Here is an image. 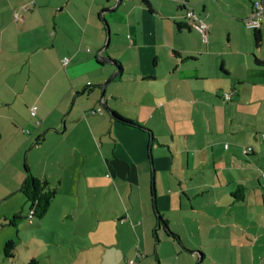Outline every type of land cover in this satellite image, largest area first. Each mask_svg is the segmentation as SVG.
<instances>
[{
    "label": "crops",
    "instance_id": "obj_1",
    "mask_svg": "<svg viewBox=\"0 0 264 264\" xmlns=\"http://www.w3.org/2000/svg\"><path fill=\"white\" fill-rule=\"evenodd\" d=\"M255 1L264 3L122 0L125 11L111 16L108 12L115 9H105L116 0H0V175L9 170L0 201L19 191L24 164L34 176L50 183L58 179L56 185H61L66 161L98 159L109 170L103 176L108 191L120 203L117 209L93 211L86 223L82 219L83 233L104 226L119 232L117 241L116 230L110 232L115 240L109 246L116 247L117 255L108 264H128L130 259L151 264L147 257L161 256L158 243L172 240L157 232L156 241L153 234L155 216L148 197L154 164L157 208L183 242L171 241L176 264H264V178L258 173L264 169V138L239 127L237 111L250 104L243 102L244 87L264 84V65H256L251 56L264 57V24L256 29L259 47L255 29L250 32L244 24ZM189 9L208 25L206 41L189 25ZM106 24L111 48L105 59L121 60L122 72L120 84L105 88L102 101L148 127L151 149L149 132L116 121L102 106L93 113L101 105L98 90L116 70L98 58L109 45L104 48ZM232 24L246 35L243 47L239 35L234 34L237 45L227 30ZM66 55L71 56L63 65ZM86 85H91L88 92ZM229 90L231 100L224 101L223 92ZM49 138L57 139L64 151L54 158L41 156L35 166L33 149ZM247 145L254 151L242 156L240 147ZM243 157L249 158L244 162ZM255 167L254 178L246 176ZM87 181L90 191L100 187L97 179ZM239 188L242 198L234 195ZM109 192L105 202L111 200ZM97 197L89 194V199ZM53 199L46 217L64 222L71 213ZM16 203L0 214V264H17L3 254L5 242L15 237L6 221L28 204L19 197ZM93 243L105 247L101 240Z\"/></svg>",
    "mask_w": 264,
    "mask_h": 264
},
{
    "label": "rangeland",
    "instance_id": "obj_2",
    "mask_svg": "<svg viewBox=\"0 0 264 264\" xmlns=\"http://www.w3.org/2000/svg\"><path fill=\"white\" fill-rule=\"evenodd\" d=\"M106 9H110V7ZM123 9L125 11L126 7H123V5L120 3L119 6L113 12H108V15L112 16L114 15V13L121 15ZM107 23L109 25L108 21ZM242 26L244 27V25ZM228 28H230V30L232 31L231 37L233 39V42L237 43V45L240 44L238 43L234 35V34H238L239 39L241 41L240 45H242L243 47V45L246 44L244 43V40L246 38L244 31L241 30L239 27H237V25H233V24L227 25V30ZM247 30L253 32V29L248 28ZM226 39H227V33L224 36L225 41ZM110 43H111V29H110ZM110 43L105 51V55H102L104 58H106L107 54H109L111 48ZM108 56L111 59H113L110 55ZM36 60L38 59L36 58ZM123 60H124L123 62H125V64L127 65L129 59H126V57L123 55ZM119 61L121 62V60ZM106 63L107 64H105L104 67H109L108 65H112L115 67V65L112 64L111 62H106ZM126 73L127 70L126 71L124 70V72L122 73L123 76L126 77ZM111 74L108 75L105 80H107L111 76ZM32 79H34V76L32 77ZM120 79L121 77L116 75V77H114L107 84L106 88L108 87L109 90L112 87H115L114 85H119ZM37 83H38L37 86L39 87V80H37ZM98 92H99L98 96L100 98L102 94V90L100 91L98 90ZM226 92H230V90ZM119 93H121V89ZM242 99L243 102L250 101V104L243 105L237 108V111H239L241 115V123L239 124V127L243 128L246 131L251 130L252 132H256L258 135H261L262 133H264V84L245 86L243 89ZM119 102L122 103L121 101ZM121 107L123 109H129L125 106V104H121ZM77 108L79 109V105H77ZM104 112L107 113L105 109ZM63 127L64 125H61L60 131L63 129ZM57 141H58L57 139L52 140V138H49L47 142H45L43 147L39 146L38 148H36V150L33 149V154L31 155V157L34 160L35 166H38V160L41 156L51 155V157L54 158L60 151H64L63 147L58 146ZM242 144L246 145V141H244ZM241 148L242 147H240V152H241ZM69 155L71 154L69 153ZM252 156L253 155L249 157ZM249 157H243L244 162L248 160ZM88 158L90 159V157ZM93 159H90L87 162H82V161L77 162L78 160L72 162V160L69 159L65 163L66 168L65 171L63 172V178H64L63 184L56 185V180L58 179H55L51 183L49 182L50 186L56 187L57 189L56 197L57 199H59L58 207H62V209L66 211H70L71 213V215L66 219L63 218L64 222H60L59 221L60 218L59 220L50 219L46 217V214L40 219H37L35 217L29 219L27 218L29 214V204H27L26 208H24L22 211H20L21 209L19 208V212L25 214V217L22 215L23 217L18 219L16 225L13 226L11 225V228L10 227L6 228L9 229L11 233H13V235L15 236L13 239V241L15 242V251L13 257L14 259L11 261H14L17 264H28V261L31 258L37 260L39 264H108L109 262L113 261L114 257L117 254L114 251L116 247L112 248V246H109L115 240L112 239L113 233L110 232L112 231L115 232L116 229L113 228L110 229L108 226H106L107 229L105 228V226L103 228H99L98 231H101L99 237H97L98 231L96 232L95 229L88 234L83 233V230L81 229V226L83 225L81 224L82 219H84L83 223H86V220L90 217L93 211L97 210L103 213L113 207H116L117 209L118 204L120 203L118 199L108 191V188L106 186L107 183L105 182V180H103L106 179L103 177L105 176V174L106 176H109V170L108 169L103 170L98 159H94V160ZM55 168L56 166L50 168V170H53ZM150 169L152 173L151 165H150ZM153 169H154L153 177H154V188H155L156 169L154 168V164H153ZM258 169L259 167H255V169L246 170V172L248 173V175L246 176H249L250 178H254L253 174L255 175L257 173L256 170ZM259 170L260 171H258V173L261 174L262 169ZM8 173L9 170L7 168L0 175V187L3 185V182L5 180H9L7 179L6 176ZM87 177L89 178L91 177L94 180L97 179V184L100 187L96 188L94 191H90L91 189H89ZM148 181L150 183V178ZM158 181H160V179H158ZM255 186L258 187L257 183L255 184ZM93 192L97 193L98 197L89 199V194L92 195ZM108 192L110 194L111 200L109 201L106 200L105 202L103 196ZM148 195H150V188H148ZM17 197L26 201L24 195L21 192L16 191L15 193H13V195L10 198L0 201V214H2L3 211L6 208H9L10 206H12L11 209L16 207ZM150 198L148 197L149 203L151 205ZM73 210H75V212H73ZM7 222L9 223V221ZM31 222H33V224H31ZM158 233L159 236L162 233L165 234L162 229L158 230ZM115 234L117 241V237H119L118 236L119 232L116 230ZM125 234L126 232L121 229L120 236L125 237ZM96 240H101V242L105 245V247L102 245L100 246L99 244H94L93 242H95ZM125 241L126 240L124 239L122 240L123 243ZM159 241H161L160 238ZM171 241L173 240H168V242H160L157 245V248L161 252V256L157 255L160 264H176L177 257H176V253H174L172 249L171 245L173 242ZM174 243H173L174 245H180L177 241H174ZM96 245L98 247H96ZM80 246L82 247L80 248ZM133 247H135L134 243H133ZM98 250H100L101 253H99ZM104 251H107L106 255L103 254ZM102 257H104V259ZM147 258L151 261V264H158V261L154 256Z\"/></svg>",
    "mask_w": 264,
    "mask_h": 264
},
{
    "label": "trees",
    "instance_id": "obj_3",
    "mask_svg": "<svg viewBox=\"0 0 264 264\" xmlns=\"http://www.w3.org/2000/svg\"><path fill=\"white\" fill-rule=\"evenodd\" d=\"M254 32H255L254 33L255 43L258 46L260 43V36H259V33L257 32L256 29ZM251 56H252V60H254L256 65H260V66L264 65V57L262 60H260L253 55H251ZM113 61L117 63L118 68H119V74H120L122 72L121 63L118 60H113ZM83 90H84V92L90 91L91 85H86V87H84ZM83 90L81 92H83ZM102 107H101V109H102ZM104 109L106 110L107 114H109L116 121H119L120 123H122L124 125L149 132L150 142H151V139L153 140V137L151 135L150 130L148 128L144 127L141 123H139L137 121H133V120L128 119V118H125L110 108L103 107V110ZM0 137H1V135H0ZM42 139H43L42 136L38 137L36 139L35 143H39ZM253 151H254V149H253ZM246 155H248V154H246ZM24 167H25V176H24V179L22 180V182L20 184L19 191L24 195L26 202H28V204H29V214H28L27 218L32 219L33 217H35L37 219H40L48 211L53 198L56 196L57 189H56V187L50 186V183L46 179L34 176L30 172L27 164H24ZM234 195H236V197H238V198H242V188L237 189L235 191ZM151 208H152V212L154 213V216H155V225L153 228V234L155 236L156 241H158V236H157L158 230L163 229L166 236H168V238L172 239L173 241H177L180 245L183 246V242L181 240V237L178 234H176L170 230L167 219H165L162 216V214L160 213V211L157 208L155 191L153 188V181H152V192H151ZM22 217H23L22 213L18 212L16 214H14L12 216V218L7 220V221H9V223L7 221L6 222H7V224L13 226V225H16L18 219H20ZM14 251H15V242L13 240H7L5 242L4 248H3L4 256L7 258L14 257ZM28 264H39V262L37 260H35L34 258H31L28 261ZM158 264H159V261H158Z\"/></svg>",
    "mask_w": 264,
    "mask_h": 264
},
{
    "label": "built area",
    "instance_id": "obj_4",
    "mask_svg": "<svg viewBox=\"0 0 264 264\" xmlns=\"http://www.w3.org/2000/svg\"><path fill=\"white\" fill-rule=\"evenodd\" d=\"M181 2L185 3V0H181ZM15 17H16V15H15ZM186 18L189 21V25L192 28H194L195 30H197L201 34L204 41H206L208 25L205 22H203L202 20H198L196 18L195 14L193 13V11L190 9L187 10V12H186ZM244 24L248 28H252V29L260 28L261 25L264 24V3L262 1L253 2L249 15L244 19ZM70 56L71 55H66V56L62 57L61 62L63 65H66L68 63ZM231 96H232V92H225L222 95V99L224 101H230ZM96 112H101L100 106L97 109L93 110V113H96ZM30 114L32 116L36 115L35 107L30 108ZM261 138H264V134H261ZM224 146H225V148H227L228 147L227 143H225ZM252 151H253V148L250 145L243 146L241 148V153L243 155L249 154ZM260 176L262 178H264V169H262ZM128 264H136V263L133 259H130V260H128Z\"/></svg>",
    "mask_w": 264,
    "mask_h": 264
},
{
    "label": "water",
    "instance_id": "obj_5",
    "mask_svg": "<svg viewBox=\"0 0 264 264\" xmlns=\"http://www.w3.org/2000/svg\"><path fill=\"white\" fill-rule=\"evenodd\" d=\"M121 1H122V0H116L114 6L110 7V9H105V11H112V10L116 9V8L119 6V4H120ZM103 19H104V18H103ZM106 28H107V39H106V41H105L104 48L108 45V43H109V41H110V33H109V29H108V25H107V24H106ZM259 46H260V45H258V47H259ZM98 58H99L100 61L111 62V63L114 64L115 67H116V70H115V71L111 74V76H110L107 80H105V81L102 83V85H101V88H102V94H101V97H100V99H101L100 103H101V105H102L103 107L108 108V107L104 104V102L102 101V99H103V97H104L105 88H106L107 84H108V83H109L114 77H116V75H118V73H119V68H118L117 63L114 62V61H109L108 59H105V58H104L103 56H101V55H98ZM151 143H152V139H151V142H150V145H149V149H151V146H152Z\"/></svg>",
    "mask_w": 264,
    "mask_h": 264
}]
</instances>
